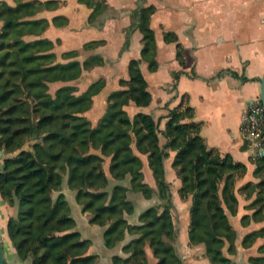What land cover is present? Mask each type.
Returning <instances> with one entry per match:
<instances>
[{
    "label": "trees",
    "instance_id": "16d2710c",
    "mask_svg": "<svg viewBox=\"0 0 264 264\" xmlns=\"http://www.w3.org/2000/svg\"><path fill=\"white\" fill-rule=\"evenodd\" d=\"M80 1L93 8L92 17L97 15L99 4L94 0ZM53 5L56 3L34 2L11 8L3 4L0 9L3 21L0 147L6 154L17 152L14 157H0V197L17 209L6 229L18 259L30 264H97L96 256L87 255L89 241L82 240L75 230V221L61 193L63 180L67 178L68 188L75 191L82 211L91 215V223L106 228L103 239L107 248L116 246L126 234L139 235L123 247L129 256L114 257L113 264H147L146 246L151 249L156 264H182L167 244L174 237L168 208H163L161 213L159 209L146 210L139 218V226H132L125 219V215L134 211L127 200L129 191L135 190L145 197L152 194L143 183L142 160L134 153L135 149L142 154V147L146 146L149 167L161 190L165 187L163 162L168 158L165 151L175 152L171 167L183 185L179 195L183 198L191 195L193 199L189 213L190 244L205 241L207 256L213 264H235L222 255L224 239L229 242L231 239L227 234H220L231 230L225 208L231 214L236 211L235 194L246 187L236 189L235 185L245 176L246 165L208 149L200 136L199 125L180 123L184 115L191 117L193 113L184 98L178 108L169 111L164 131H159L158 123L149 114L138 113L130 120L122 111V105L133 103L146 108L152 100L139 67L140 60L129 62L128 89L108 96L107 111L95 126L91 127L81 115L91 109L92 98L104 87L103 80L94 82L80 96L70 87L51 94L49 85L77 80L83 70L101 62L100 57L93 56L82 64L75 60L58 64L51 41L27 39L40 36L48 22L23 19L51 9ZM153 13V7H146L137 14V28L143 36L141 59L148 62L150 71L156 69L155 39L150 28ZM58 21L60 25L66 24L65 19H56L55 25ZM164 40L176 42V37L166 33ZM96 44L89 43L86 47L92 49ZM176 47V60L183 65L182 46L177 44ZM73 55L64 53L62 58L71 59ZM159 133L167 139L163 148L159 145ZM134 135L140 136L135 143ZM36 140L31 149L23 148L27 142ZM107 160L109 176L119 182L112 189L104 171ZM254 164L253 176L259 179L255 189L261 195L264 193V157L256 156ZM127 179L130 185H122ZM52 192L59 193L55 200ZM257 203L262 208L264 198H258ZM204 204L210 209L211 219L203 211ZM263 231L247 235L242 244ZM202 235L208 237V241ZM232 250L235 251L234 247ZM249 262L263 264L264 258L249 259Z\"/></svg>",
    "mask_w": 264,
    "mask_h": 264
},
{
    "label": "crops",
    "instance_id": "0c3cea01",
    "mask_svg": "<svg viewBox=\"0 0 264 264\" xmlns=\"http://www.w3.org/2000/svg\"><path fill=\"white\" fill-rule=\"evenodd\" d=\"M94 1L100 5L95 17H92L93 8L80 0H0V9L3 4L16 8L34 2H55L51 9L40 10L23 19L48 22V27L40 36L27 39L51 41L57 57L70 51L78 52L79 61L99 55L105 60L106 67L108 65L115 70L120 66L127 68L133 59L140 60L139 67L152 100L146 108L134 106L135 112L151 115L161 132L165 130L169 111L178 108L184 98L185 105L193 113L191 117L184 115L180 123L199 125L200 136L208 149L229 155L235 162L246 165V174L238 186L250 182L257 184L259 179L253 176L255 150L253 145L243 140L240 127L247 105L259 98L260 79L264 75V0ZM146 7L154 9L150 18L156 48V69L153 71L149 70L148 62L141 59L143 36L137 28V14ZM56 19H65L66 24L60 25L61 21H58L55 25ZM2 28L3 21L0 20V32ZM166 33H172L176 42H165ZM94 41L101 42V46L93 50L85 49L84 46ZM177 44L182 46L183 65L176 60ZM242 78L248 81L242 82ZM111 81L107 80V84ZM105 88L93 98L95 104L101 101L100 110L105 108L109 84ZM168 153L169 157L163 162L164 179L173 185L170 191L174 210L180 214L179 240L187 243L188 205L178 195L181 182L171 167L175 153ZM142 160L144 177L151 186H155L144 156ZM104 171L110 186L119 183L109 176L108 165L104 166ZM121 184L128 186V182ZM257 191L249 193L251 199L237 194L236 211L227 215L238 233L236 253L229 256L235 264H250V257L259 256L258 248L264 245V236L257 238L248 248H243L241 244L246 235L264 228V209L255 215V206H249ZM61 193L75 221V230L82 240L89 241L87 255L96 256L97 264H113L114 257L125 259L129 256L123 247L134 236L126 234L116 246L107 248L103 239L106 228L91 223V215L82 211V206L76 202L75 191L68 188L67 178L63 180ZM130 195L128 192L129 200ZM0 203L6 207L1 200ZM142 205L140 210L152 206L150 200H143ZM244 216H249V220L242 225ZM2 218L4 222L7 220L4 216ZM125 219L128 224L134 225V213L125 215ZM178 250L184 264H210L203 257L201 247L194 251L195 258L188 257L180 248ZM147 260L148 264H156L150 252H147ZM23 263L30 264L29 261Z\"/></svg>",
    "mask_w": 264,
    "mask_h": 264
},
{
    "label": "rangeland",
    "instance_id": "374dc122",
    "mask_svg": "<svg viewBox=\"0 0 264 264\" xmlns=\"http://www.w3.org/2000/svg\"><path fill=\"white\" fill-rule=\"evenodd\" d=\"M94 43H97V44L94 47H92V49H91V47L89 48V47L84 46L85 49L93 50V49H96V48L101 46V42H99V41L91 42V44H94ZM70 53H74V55H73V57L71 59H66V60L63 59L62 58L63 54H62V55L57 57V61L56 62L58 64H67L69 61L75 60V61H78L80 64H82L84 61H86V59H88L90 57H93V56L100 57L99 55H91L88 58L86 57L84 60L79 61V60H77V58H78V52L77 51H70ZM100 58H101V62L99 64H96L95 66H93L92 68H90L88 70H83L81 75H80V77L77 80H74V81H71V82H67V83L57 82V83H53V84L49 85V92L51 94H54L59 89H62V88H65V87H70V88H73L74 90H76L75 91V95L80 96L81 94L85 93L86 90L96 81H101V80L104 81V87H103L102 90H104V88L109 84L110 90H108L109 93L107 94V97L105 99L106 100L105 101L106 102L105 108L103 110H100L102 108V105L100 103L101 101H96V104H95V102L93 100V98L95 97L94 96L92 98L91 109L88 112H86V113L81 115L82 117H84L89 122V125L91 127L95 126L97 124L98 120L101 118V116H103L106 113L107 106H108V104H107L108 96L110 94H112V93H116V92H119V91L127 90L129 82H130V73H129L128 66H127V68L120 66V67L117 68V70H115L112 67H109L108 65L106 67L105 60L102 57H100ZM102 71H105L106 73L103 74L104 72H102ZM115 71L117 72V75L115 74ZM109 79L112 80V81L107 84V80L109 81ZM1 87H2V85H1ZM134 106L135 105L133 103H128L126 105H122L121 106L122 107V111H124L128 115L130 120H134L135 116L138 113H142V112H135ZM97 107H98V109H97ZM158 129H159V126H158ZM139 137L140 136H138V135H134V143H135V141L138 140ZM158 139H159L160 147H162V148L165 147V145L167 143V139L160 133L158 134ZM160 140H161L162 144H160ZM34 142L37 143L38 140L27 142L24 145L23 148L24 149H31L32 145L34 144ZM142 152L143 153L140 154V153L137 152V150L135 151V149H134V153L138 154L141 160H142V157L144 156L145 160L148 163V154H147L146 146L142 147ZM165 152L168 153L169 150L165 151ZM16 154H17V152H14L12 154H6L4 152V150L0 147V157H3V158L14 157ZM168 157H169V153H168ZM107 161H109V160H107ZM107 165L108 164H106L104 166L106 167ZM148 168H149L150 172H152V175H153V171L149 167V164H148ZM143 171H144V164H143V160H142V173H143ZM143 175H144V173H143ZM152 180H153L155 186H151L149 180H146V178L143 177V183L146 184L152 191V194L149 197H145L142 193L136 192L135 190H134V192H132V191L130 192L129 191L131 193L130 199L134 202L133 203L127 197L128 201L132 203L133 209H134V211H133V213H134V226L141 225L139 218L146 210H148V209H159V213H161L164 210L163 208H165V209L168 208L169 212H170V215H171V218H172V222L174 224V237H173L172 240H168L167 244L170 245L173 248L176 256L179 258L181 263L184 264L183 261H182V258L180 256L181 254H179V250H178L179 248H180V251H182L183 253H186L187 256L190 255L191 258H195V257H197V255L196 256L194 255V254H196L194 251H197L196 248L201 247L203 257L207 258L209 260L210 264H213V263H211V261L209 259L210 257L207 256L208 254H207V248H206L205 241L200 242L198 244H190V241H189L190 214L189 213H190V208L193 205V199H192L191 195H187V196H185V198H183L182 196L179 195V190L183 186L181 180H180L181 186H180V188L178 190V195H179L180 199L182 201H184V202H187V205H188V209L187 210H188V219L189 220H188V226H187V243L186 242H182V240H179L180 237H179L178 233L181 231V229L179 228L180 214L176 213V211L174 210L175 208H174V204H173L174 203L173 202V197H172L171 191H170V187H173V185L171 183L166 182V180L164 179L165 187H163V189L161 190L160 187L158 186V184L156 183V179H155L154 175H153V179ZM240 180L241 179H239L236 182L235 188L236 189L241 188V187L242 188L246 187V188L244 190H241V191L237 192V194L239 196L242 195L245 198L251 199L252 197H251V195L249 193L257 191V190H255L256 184L250 182V183L243 184L242 186H238L239 185L238 183L240 182ZM123 182H128V186L130 185L129 184V180L128 181L125 180ZM219 187L221 189L222 183L219 185ZM109 189H112V186H110ZM237 194H235L236 195V199H237L236 207L238 206ZM51 195H52L51 196L52 199L55 200L56 197H57L56 193L52 192ZM53 196H54V198H53ZM258 198H262V200H263L264 193H261V195H259V191H257L253 202L249 205L250 207H253V208L255 206V208H256V210L254 211L255 215L258 212L259 213L263 212V209H264V206H262V208H260V206H259L260 204L257 203ZM0 200L2 201L3 204L6 205V207H3V206H1V203H0V241H1L2 248H3V252H4L5 262H6V264H24L23 262H21L18 259L16 251L13 248V246H12L8 236H7V229H6L7 222L9 220V218H11V217L16 215L17 209H16V207L9 206L5 201L2 200L1 197H0ZM143 200H150L152 206H149L145 210H140L139 207H140V204H141V207L143 206L142 205ZM222 205H224V204L222 203ZM225 209H226L227 215H230L231 214L230 211L227 208H225ZM203 211H204V213L207 214L208 218L211 217V212H210V209H209L207 204H204ZM12 212L14 213V215H13ZM10 213H12V214L10 215ZM2 216H4L5 219H7V220H5V222H4V218H2ZM247 220H249V216H245V218L242 221V225L244 223H246ZM4 224H5V226H4ZM228 224L230 225L231 230L227 231L226 233L221 231L220 236H223V235L225 236V234H227V235H229V237L231 239V242H229L227 239H224L225 240L224 241V247H223V249L221 251L222 255H224V257L226 259L230 260L229 256L236 253L235 241H236V238L238 236V233L236 232L235 228L230 224L229 219H228ZM214 230H215V228H214ZM261 230H264V228L261 229ZM255 232H257V231H255ZM250 234H248V235H250ZM261 236H264V231H263V233L261 235H257L254 238H249L246 241L245 245H243L241 243L242 247L243 248L250 247L253 244V242L257 238H259ZM138 237H139L138 234H134V239H136ZM202 237L205 238L208 241V237H206L205 235H202ZM245 237L243 238V240L245 239ZM232 240H233V242H232ZM233 247H234V250H235L234 252L232 250ZM147 252H150L152 258L155 259V257L152 254L151 249L148 246H146L145 247L146 260H147ZM258 252L260 254L259 256L250 257V259L264 258V245H262V246H260L258 248ZM156 262H157V260H156ZM147 264H148V260H147ZM260 264H262V263H260Z\"/></svg>",
    "mask_w": 264,
    "mask_h": 264
},
{
    "label": "built area",
    "instance_id": "2783aa9c",
    "mask_svg": "<svg viewBox=\"0 0 264 264\" xmlns=\"http://www.w3.org/2000/svg\"><path fill=\"white\" fill-rule=\"evenodd\" d=\"M241 135L253 145L256 156L264 157V110L259 98L247 105L241 117Z\"/></svg>",
    "mask_w": 264,
    "mask_h": 264
},
{
    "label": "water",
    "instance_id": "95a60500",
    "mask_svg": "<svg viewBox=\"0 0 264 264\" xmlns=\"http://www.w3.org/2000/svg\"><path fill=\"white\" fill-rule=\"evenodd\" d=\"M259 100L262 104L263 110H264V75L260 79V93H259ZM0 264H6L3 248L0 241Z\"/></svg>",
    "mask_w": 264,
    "mask_h": 264
}]
</instances>
